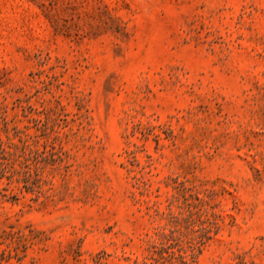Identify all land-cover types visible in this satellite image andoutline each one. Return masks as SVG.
Returning <instances> with one entry per match:
<instances>
[{
    "label": "rangeland",
    "instance_id": "rangeland-1",
    "mask_svg": "<svg viewBox=\"0 0 264 264\" xmlns=\"http://www.w3.org/2000/svg\"><path fill=\"white\" fill-rule=\"evenodd\" d=\"M0 264H264V0H0Z\"/></svg>",
    "mask_w": 264,
    "mask_h": 264
}]
</instances>
